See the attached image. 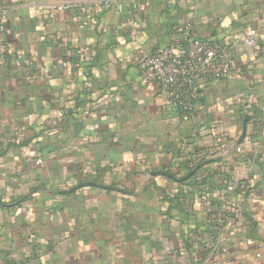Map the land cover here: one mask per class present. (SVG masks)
<instances>
[{"label":"crops","instance_id":"obj_1","mask_svg":"<svg viewBox=\"0 0 264 264\" xmlns=\"http://www.w3.org/2000/svg\"><path fill=\"white\" fill-rule=\"evenodd\" d=\"M52 1L0 0V264H264V0ZM187 27L232 73L185 124L137 61Z\"/></svg>","mask_w":264,"mask_h":264},{"label":"built area","instance_id":"obj_2","mask_svg":"<svg viewBox=\"0 0 264 264\" xmlns=\"http://www.w3.org/2000/svg\"><path fill=\"white\" fill-rule=\"evenodd\" d=\"M97 0H56L43 7L49 15L56 12L73 10L77 20H83L93 9ZM6 29L0 14V58L3 57L4 44L2 34ZM180 43L173 47L158 46L143 53L138 58V77L143 84L156 86L155 98L165 106L178 112V119L183 123L195 120L196 103L200 97L202 81L212 86L218 85L232 73V58L219 43L199 37L190 28L180 33ZM264 41V24L254 29L244 40L247 46ZM229 209L238 213L229 201ZM211 254H228V249L219 241L209 244Z\"/></svg>","mask_w":264,"mask_h":264},{"label":"water","instance_id":"obj_3","mask_svg":"<svg viewBox=\"0 0 264 264\" xmlns=\"http://www.w3.org/2000/svg\"><path fill=\"white\" fill-rule=\"evenodd\" d=\"M247 121H248V118L246 117V118L244 119V121H243L242 132H241V134H240V138H239V140H238L239 142L244 138V136H245V134H246V123H247ZM83 186H99V187H104V186H100V185H98L97 183H94V182H83V183H79V184H77V185L71 187V188L69 189V191H74V190H76V189H78V188H80V187H83Z\"/></svg>","mask_w":264,"mask_h":264},{"label":"trees","instance_id":"obj_4","mask_svg":"<svg viewBox=\"0 0 264 264\" xmlns=\"http://www.w3.org/2000/svg\"><path fill=\"white\" fill-rule=\"evenodd\" d=\"M198 162H200V160L197 159V158H195V159L193 160V163H198ZM227 201H229V200H226L225 203H224V214L229 215V214L233 213V211H232V209H231V210L229 209L228 206H230V205H227V204H226ZM229 202H230V204L232 205V202H231V201H229ZM232 207H233V205H232Z\"/></svg>","mask_w":264,"mask_h":264},{"label":"rangeland","instance_id":"obj_5","mask_svg":"<svg viewBox=\"0 0 264 264\" xmlns=\"http://www.w3.org/2000/svg\"><path fill=\"white\" fill-rule=\"evenodd\" d=\"M185 124H188V123H185Z\"/></svg>","mask_w":264,"mask_h":264}]
</instances>
